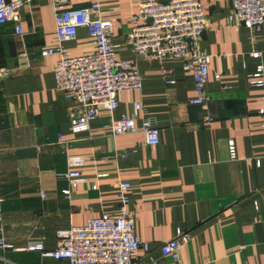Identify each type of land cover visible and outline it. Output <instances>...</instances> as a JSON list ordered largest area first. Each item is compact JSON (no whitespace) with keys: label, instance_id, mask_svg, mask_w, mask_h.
I'll list each match as a JSON object with an SVG mask.
<instances>
[{"label":"crops","instance_id":"crops-1","mask_svg":"<svg viewBox=\"0 0 264 264\" xmlns=\"http://www.w3.org/2000/svg\"><path fill=\"white\" fill-rule=\"evenodd\" d=\"M95 1L113 22L115 57L134 61L142 76L141 89L118 93L113 112L133 116L137 131L113 135L103 107L89 130L72 131L75 102L55 88L58 55L42 54L55 46L51 0L20 8L23 35L0 25V238L11 246H0V264H68L28 246L52 251L59 230L119 215V181L130 184L134 232L152 255L138 250L135 264H264V85L252 83L260 65L264 79V30L253 34L236 22L230 0H202L209 29L198 47L210 55L203 109L191 103L193 75L181 60L132 49L129 18L140 0H69V6ZM63 45L71 56L93 50L85 27ZM163 70L173 83L164 82ZM133 102L143 109L134 112ZM146 119L159 128L155 146L144 142ZM70 157L84 160L70 164ZM68 171L79 172L76 187ZM177 230L191 234L179 261L159 252Z\"/></svg>","mask_w":264,"mask_h":264},{"label":"built area","instance_id":"built-area-1","mask_svg":"<svg viewBox=\"0 0 264 264\" xmlns=\"http://www.w3.org/2000/svg\"><path fill=\"white\" fill-rule=\"evenodd\" d=\"M32 1L0 0V25L10 23L17 35H23L19 10ZM51 1L55 12V46L42 51V54L58 55L53 68L55 88L75 102L70 113L72 131L89 130L91 122L99 116V108L103 107L111 113L107 126L113 135L136 132L133 116L113 115L118 106V93L141 89L142 76L134 61L115 57L117 46L111 42L112 20L101 17V6L97 1L78 8L69 6V0ZM230 3L236 22L247 26L253 34L264 30V0H230ZM129 21L132 27L127 39L132 49L157 59L181 60L183 70L193 75L195 96L191 103L206 109L210 100L206 89L210 55L198 47L209 29L203 1L140 0L138 13ZM79 27L88 30L93 50L71 56L63 41L74 39ZM253 55L258 56L259 52L254 51ZM262 69L261 65L257 68L253 84L264 85ZM168 74V70L162 71L164 82L173 83ZM215 77L219 79L218 74ZM132 108L134 112H140L143 106L141 102H133ZM260 113L264 117V108ZM204 120L210 121L212 117L206 114ZM141 130L145 144L155 146L159 143V128L152 120H144ZM227 145L232 159L235 157L234 141L228 140ZM83 160V157L68 159L70 164ZM64 175L74 187L80 181L78 171H68ZM129 186L128 182L122 181L116 184L121 200L119 215L93 217L83 225L59 230L52 251L44 252L42 244L28 246V249L41 250L43 255L66 260L68 264H135L136 253L140 249L147 251L152 259L148 242L142 241L134 232L135 217L127 209ZM64 194L70 196V190H65ZM190 238L189 231L177 230L174 236L161 242L159 252L179 261L183 246ZM0 246L11 247L2 238Z\"/></svg>","mask_w":264,"mask_h":264}]
</instances>
